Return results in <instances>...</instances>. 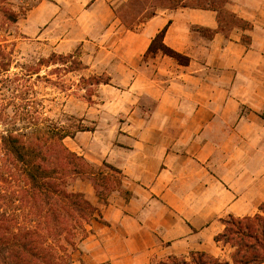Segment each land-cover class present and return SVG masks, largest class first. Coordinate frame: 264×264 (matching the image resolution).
<instances>
[{"label":"crops","instance_id":"0c3cea01","mask_svg":"<svg viewBox=\"0 0 264 264\" xmlns=\"http://www.w3.org/2000/svg\"><path fill=\"white\" fill-rule=\"evenodd\" d=\"M127 1L39 0L19 23L53 54L79 48L83 70L106 77L81 114L91 129L64 143L94 167L120 170L131 196L103 202L77 182L98 216L71 264H164L193 253L229 261L231 248L215 241L225 220L264 205V0L222 2L250 25L225 20L224 31L218 11L189 7L158 9L130 30L115 16ZM162 30L186 65L147 53Z\"/></svg>","mask_w":264,"mask_h":264},{"label":"trees","instance_id":"16d2710c","mask_svg":"<svg viewBox=\"0 0 264 264\" xmlns=\"http://www.w3.org/2000/svg\"><path fill=\"white\" fill-rule=\"evenodd\" d=\"M135 1L125 2V14L115 10V16L130 30L155 15L156 8L179 7L218 11L219 28L223 31L225 20L250 29L248 23L222 8L221 3L226 0H167L168 7L158 4L160 0L149 3L138 0L143 9L134 16ZM148 9L152 12L145 15ZM17 20L18 15L11 13L9 21L16 23ZM164 32L155 36L147 53L160 51L186 65V57L164 45ZM0 53H3L2 47ZM7 65L2 64L0 69ZM100 83L106 80H97L96 84ZM19 99L20 104L14 99L6 104L12 107V116L0 110L4 125L0 131V264H71L72 252L86 237V227L97 219L98 211L82 193L69 189V180L85 177L103 202L113 192H120L126 200L131 194L122 187L120 170L106 162L94 167L64 144L66 138L91 128L77 126L75 132H68L39 124L32 103L25 102L24 97ZM260 212L253 217L225 220V228L215 241L231 248L229 261L193 253L188 260L171 258L164 264L264 263V205Z\"/></svg>","mask_w":264,"mask_h":264},{"label":"rangeland","instance_id":"374dc122","mask_svg":"<svg viewBox=\"0 0 264 264\" xmlns=\"http://www.w3.org/2000/svg\"><path fill=\"white\" fill-rule=\"evenodd\" d=\"M38 1L0 0V47L3 51L0 67L8 64L0 69V110L12 116V107L6 105L8 100L14 99L20 104L19 97H24L25 102L32 103L39 124L64 128L68 132H75L77 126L91 128L89 123L82 122L81 114L87 105L95 102L97 80L103 82L106 77L83 70L79 48L67 55H57L51 52L46 41L23 35L19 23ZM137 1L133 3L134 16L143 9L141 1ZM151 1L146 0L147 3ZM125 4L117 5L115 10L125 14ZM158 4L168 7L167 0H160ZM158 9L162 8L156 11ZM151 12L152 9H148L144 14ZM11 13L18 15V25L9 21ZM3 128L0 121V131ZM77 182L87 183V179L71 178L69 189L74 191Z\"/></svg>","mask_w":264,"mask_h":264}]
</instances>
